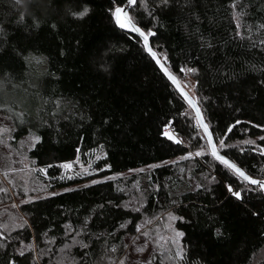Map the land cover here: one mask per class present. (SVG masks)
I'll return each mask as SVG.
<instances>
[{
    "label": "trees",
    "instance_id": "trees-1",
    "mask_svg": "<svg viewBox=\"0 0 264 264\" xmlns=\"http://www.w3.org/2000/svg\"><path fill=\"white\" fill-rule=\"evenodd\" d=\"M17 3L0 0V116L11 145L32 140L33 174L46 171L49 191L78 183L60 165L98 147L99 167L117 178L21 203L27 221L1 226L0 264H49L62 250L71 264L130 260L145 217L167 211L183 234L180 264H264V191L211 154L143 40L117 26L112 12L127 0ZM129 17L155 33L152 48L193 92L219 152L264 179V0H137Z\"/></svg>",
    "mask_w": 264,
    "mask_h": 264
},
{
    "label": "rangeland",
    "instance_id": "rangeland-1",
    "mask_svg": "<svg viewBox=\"0 0 264 264\" xmlns=\"http://www.w3.org/2000/svg\"><path fill=\"white\" fill-rule=\"evenodd\" d=\"M190 94L193 92L189 90ZM194 96V95H193ZM21 107L26 106V98L19 95L13 98ZM12 99V100H13ZM12 125L10 120L0 116V237L5 238L2 233L4 229H11L12 226H20L25 223L26 217L20 211L21 203L28 202L34 198H40L46 195L81 188L87 185L114 180L116 175L107 174L109 165L99 167V162L105 158V152L102 147L91 150L85 157L78 156L74 161L61 164V168L66 180H79L78 183L63 189L49 191L51 184L46 171L43 170L41 178H35L32 170V164L28 158V152L33 142L31 139H25L16 148L10 143ZM181 157L172 158L159 163H154L142 168L130 170L125 173L127 177L137 174L140 171L154 169L157 166L180 161ZM71 165V167H65ZM62 177V176H61ZM139 185V184H138ZM33 196V197H32ZM9 201V202H7ZM175 218L172 211L159 213L152 217H145L140 225V231L133 240L132 253L130 260L124 258L117 264H154L159 259L161 264H180V259L175 258L176 252L181 251V237L177 238L178 230L175 228ZM138 236V237H137ZM72 244L74 240L71 241ZM67 246L70 249L73 245ZM61 251L59 257L51 259L49 252V264H71L68 253ZM36 255L39 256V250L35 247ZM264 256V251L262 253ZM173 257V258H172ZM41 263V259L39 261Z\"/></svg>",
    "mask_w": 264,
    "mask_h": 264
},
{
    "label": "snow or ice",
    "instance_id": "snow-or-ice-1",
    "mask_svg": "<svg viewBox=\"0 0 264 264\" xmlns=\"http://www.w3.org/2000/svg\"><path fill=\"white\" fill-rule=\"evenodd\" d=\"M163 3H168V0H162ZM16 5H22L20 3H17V0H15ZM127 3L129 6L133 5L136 3V0H127ZM29 8H31L32 6L29 5ZM87 14V9L85 8L84 11L80 12L78 14V16L80 18H83L85 15ZM112 15L114 17L115 23L121 28V29H125L128 31H132L137 33L140 37L143 38V42L145 47L148 49V52L151 54V56L153 57V59H157L156 58V53L152 51V49L149 47V37L150 36H154L155 33L151 32V31H142L139 27H137L131 20V18L128 16L127 11L125 10V8L123 7H116L114 9V11L112 12ZM157 63H160V61L157 59ZM187 71H194L193 69H188ZM169 79L173 80V82H175V77L169 75ZM187 98V97H186ZM191 103V102H190ZM205 132H207V125H203ZM169 138L171 139L172 137L169 136ZM211 137H209V143L211 144ZM220 146L224 147V142L223 140L220 141ZM197 155H199V153H197ZM212 155L217 159L222 161V163H224L225 165H227L230 169H232L234 172H236L238 175H240L241 177H243L245 180H248L249 183L253 184V185H257L259 184V186L264 189V182H260L257 181L255 179H249V177L245 176V174L240 171L239 168H237L234 164L229 163L227 160H225L223 157H221L220 155L217 154L215 147H213V151H212ZM65 167H71V165H65ZM229 191L231 192L232 189L231 187H229ZM233 195L236 196L237 199L240 198V193L239 192H233ZM171 219H175L174 217H172ZM139 231V229H138ZM183 234L182 233H176L177 238L181 237ZM175 258H179L182 259L183 256L181 254V251H177L175 254Z\"/></svg>",
    "mask_w": 264,
    "mask_h": 264
},
{
    "label": "water",
    "instance_id": "water-1",
    "mask_svg": "<svg viewBox=\"0 0 264 264\" xmlns=\"http://www.w3.org/2000/svg\"><path fill=\"white\" fill-rule=\"evenodd\" d=\"M137 2V0H136ZM136 5L133 4L131 6L128 5V3H126L123 8H125V10L128 13L129 16V11ZM133 22V21H132ZM134 23V22H133ZM118 26V25H117ZM137 26V25H136ZM119 27V26H118ZM139 27V26H137ZM120 28V27H119ZM140 28V27H139ZM121 29V28H120ZM141 29V28H140ZM125 30V29H123ZM142 30V29H141ZM128 31V30H127ZM143 31V30H142ZM132 32V31H129ZM136 35H138L135 32H132ZM139 36V35H138ZM140 37V36H139ZM142 40L143 38L140 37ZM144 43V42H143ZM145 46V45H144ZM149 47L152 49L153 52L156 53V58L160 61V63H157V59H153V57L151 56V54L148 52V49L146 48L147 53L152 57V59L155 61V63L157 64V66L159 67V69L162 71V73L166 76V78L170 81V83L174 86V88L176 89V91L180 94V96L187 102V104L192 108V110L195 113V116L197 118L198 124L204 134L205 139L208 142L211 154L213 151V147H215V150L217 152L218 155H220L221 157H223L225 160H227L229 163L234 164L237 168L240 169V171H242L245 176L249 177V179H255L252 178L251 176H249L248 174H246L244 172V170H242L240 167H238L234 162H232L231 160H229L228 158H226L224 155H222V153L219 152L218 148H217V144L215 142V139L213 137V134L211 132V129L209 127V125L207 124L203 111L201 109V107L199 106V104L197 103L196 99L185 89V87L182 85L181 81L179 80V78L177 76H175L167 67L166 63L159 57L158 53L152 48L151 43H150V39H149ZM169 75L175 77V82H173V80L169 79ZM187 97V98H186ZM191 102V103H190ZM203 125H207V132H205ZM209 137H211V144L209 143ZM220 161V160H219ZM222 162V161H221ZM224 164V163H223ZM227 166V165H226ZM228 167V166H227ZM232 170V169H231ZM233 171V170H232ZM234 172V171H233ZM236 173V172H235ZM237 174V173H236ZM238 175V174H237ZM239 177H241L240 175H238ZM244 181H246L248 184L253 185L251 183L248 182V180H245L243 177H241ZM257 181L260 182H264V179H255ZM253 186H259V184L257 185H253ZM260 187V186H259ZM261 188V187H260ZM262 189V188H261ZM264 191V189H262Z\"/></svg>",
    "mask_w": 264,
    "mask_h": 264
}]
</instances>
